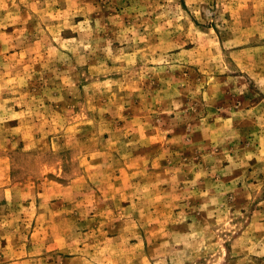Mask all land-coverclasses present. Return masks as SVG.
<instances>
[{
    "label": "rangeland",
    "instance_id": "1",
    "mask_svg": "<svg viewBox=\"0 0 264 264\" xmlns=\"http://www.w3.org/2000/svg\"><path fill=\"white\" fill-rule=\"evenodd\" d=\"M0 264H264V0H0Z\"/></svg>",
    "mask_w": 264,
    "mask_h": 264
}]
</instances>
